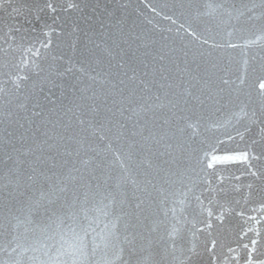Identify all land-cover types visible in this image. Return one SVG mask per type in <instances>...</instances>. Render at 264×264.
I'll list each match as a JSON object with an SVG mask.
<instances>
[{
  "label": "water",
  "instance_id": "1",
  "mask_svg": "<svg viewBox=\"0 0 264 264\" xmlns=\"http://www.w3.org/2000/svg\"><path fill=\"white\" fill-rule=\"evenodd\" d=\"M261 83L264 0H0V264H264Z\"/></svg>",
  "mask_w": 264,
  "mask_h": 264
},
{
  "label": "snow or ice",
  "instance_id": "2",
  "mask_svg": "<svg viewBox=\"0 0 264 264\" xmlns=\"http://www.w3.org/2000/svg\"><path fill=\"white\" fill-rule=\"evenodd\" d=\"M260 87H261L262 89H264V83H261V84H260ZM244 158H246V156H245Z\"/></svg>",
  "mask_w": 264,
  "mask_h": 264
}]
</instances>
